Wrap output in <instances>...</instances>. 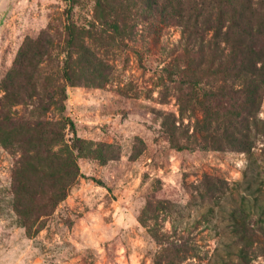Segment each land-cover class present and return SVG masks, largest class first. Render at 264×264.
Instances as JSON below:
<instances>
[{"label":"rangeland","instance_id":"obj_1","mask_svg":"<svg viewBox=\"0 0 264 264\" xmlns=\"http://www.w3.org/2000/svg\"><path fill=\"white\" fill-rule=\"evenodd\" d=\"M145 3L0 0V82L26 40L48 35L49 59L41 66L56 74L68 69L78 81L55 75L66 86L63 113L73 123L65 136L95 150L76 158L79 176L65 198L49 214L36 212L26 228L11 201L14 183L31 174L19 168L18 143L2 142L16 138L19 128L0 124V264H153L160 244L148 230L153 222L140 216L149 200L159 199L173 205L175 223L188 227L200 246L202 258L182 264L235 259L230 213L240 197L201 198L188 187L209 173L236 192L246 155L213 150L200 139L205 126L221 122L233 107L219 91L220 79L188 81L181 26L145 12ZM257 146L259 153L262 143ZM45 147H38L40 156ZM62 167L45 171L63 175ZM258 199L264 205V197ZM258 216L249 220L257 234ZM170 226L163 222L165 230ZM250 264H264V254Z\"/></svg>","mask_w":264,"mask_h":264},{"label":"trees","instance_id":"obj_2","mask_svg":"<svg viewBox=\"0 0 264 264\" xmlns=\"http://www.w3.org/2000/svg\"><path fill=\"white\" fill-rule=\"evenodd\" d=\"M145 2V12H155L181 26L183 57L192 70L188 81L198 83L203 76L220 79L219 91L233 107L221 122L205 126L200 139L203 146L213 150H235L246 155L248 161L242 178L235 183L236 192L229 190L224 178L209 173H203L196 184L188 187L201 198L240 197L237 208L230 213L235 259L217 264H250L258 254H264V205L258 203V197H264V166L260 164L264 162V118L260 116L264 98V0H167L168 4L161 5L156 0ZM66 42H71L70 35ZM51 43L45 34L26 40L0 82V124L19 128L16 138H2V142L18 143L19 168L33 177L13 186L12 207L21 215L19 224L26 228L35 220L36 212L49 214L76 183V158L95 152L90 143L65 136L73 123L68 125L63 113L66 86L55 78L74 85L78 81L68 69L56 74L41 66L49 59L46 46ZM236 99L237 104L233 101ZM258 143L262 148L256 153ZM40 145L46 146L43 156L39 154ZM57 163L63 164V175L57 170L45 171V167ZM155 182L158 191L161 186L158 180ZM172 211L170 202L159 199L149 200L141 212L142 222H153L148 230L160 244L153 264H182L202 258L195 235L188 227L177 226ZM257 213L259 234L249 226ZM167 220L171 226L165 230L163 222Z\"/></svg>","mask_w":264,"mask_h":264}]
</instances>
